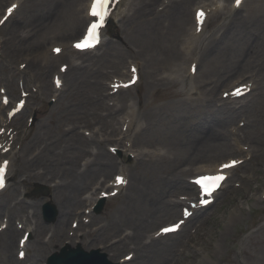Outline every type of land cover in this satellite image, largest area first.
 I'll use <instances>...</instances> for the list:
<instances>
[{"label":"rangeland","instance_id":"1","mask_svg":"<svg viewBox=\"0 0 264 264\" xmlns=\"http://www.w3.org/2000/svg\"><path fill=\"white\" fill-rule=\"evenodd\" d=\"M9 1H0V12ZM83 1L22 0L18 14L0 31V40L9 42L7 45L1 42L0 47V87L7 89L13 101L20 97L22 84L31 93L26 109L10 124L14 127L15 162L11 165L9 187L0 193V201L7 207L0 223L10 217L15 227L18 222L24 223V228L39 225L37 230L33 229L26 259L20 260L17 254L18 240L24 231L20 230L12 249L15 262H8L0 247V264H31L37 241L43 244L38 264H46L48 257L67 241L74 243L75 248L81 242L87 251L100 248L109 259L121 264H264V7L261 5L264 0H247L238 13L226 15V12L213 17L205 41L194 49L200 54V69L198 76L191 80L177 75L174 69L185 65L181 48H184L191 18L151 22L154 24L151 32L142 30L148 34L144 36L140 31L126 28L130 21L125 15L134 3L119 11L97 53L73 54L74 60L85 61V66L89 57L104 54L98 67L87 66L93 70H87V80L81 87L70 86L72 77L68 72L65 84L56 90L53 74L57 63L54 68L34 70L27 61V67L23 68L26 74L22 73L21 64L29 53L42 54L50 50L53 39L67 40L81 33L85 22L77 27L67 23L74 20ZM194 2L197 0H187L184 4L191 7ZM161 3L155 4L156 7ZM142 20L136 23L137 27L147 22ZM10 28L28 35L27 39L17 36L13 40ZM36 31L39 34L30 39ZM224 49L228 53L221 54ZM218 53L222 55L221 61L215 66L212 59ZM63 59L71 65L66 55ZM136 60L142 66L141 81L106 99L117 69L128 72L129 61ZM251 68L258 72L253 93L234 103L222 100L223 89ZM193 87L200 89L201 94L195 95ZM115 100H120L124 108L127 104L134 106L136 111L137 127L134 124L122 139L125 133L121 130V118L127 109L113 115L107 105ZM240 105L243 108L238 112L229 108L237 110L236 106ZM6 111L7 108L0 111V123L6 118ZM245 118L246 124L238 136L241 143L250 147L251 158H246L234 170L212 207L199 212L178 234L152 239L159 227L180 217L184 202L180 205L176 200L190 195L187 179L195 173L196 166L244 156V151L233 142L230 126L239 125ZM211 124L214 133L212 139L207 138L209 147L191 152L195 139ZM126 137L135 151L131 152L136 154L134 158L127 151L121 155L110 151L111 145L123 150L124 143L117 140L123 141ZM43 143L52 149L51 154L46 156L45 148L34 156L31 152ZM105 155L113 157L111 167L100 165L107 160ZM51 158L56 161L53 168L47 167ZM89 158H95V165L79 193L90 186L84 196H95L122 169L126 170L129 182L123 192L105 201L101 212L92 209V214L86 213L91 208L90 201L73 205L71 209H76L66 219L64 235L61 238L53 235L52 239L58 220L56 204L61 206L65 185L70 180L64 169L66 166L84 168L83 162ZM187 167L189 171H185ZM42 170L46 178L37 176ZM95 178L106 179L104 187L98 182L92 183ZM59 181L65 185L55 187ZM53 198L55 209L49 207L48 220L44 209ZM4 213L6 217H2ZM32 214L35 215L32 217ZM86 217L90 221H85ZM74 221H79L76 228ZM91 229L94 233L88 235ZM125 236L128 238L120 241ZM130 252L135 256L127 261L125 256Z\"/></svg>","mask_w":264,"mask_h":264},{"label":"bare ground","instance_id":"2","mask_svg":"<svg viewBox=\"0 0 264 264\" xmlns=\"http://www.w3.org/2000/svg\"><path fill=\"white\" fill-rule=\"evenodd\" d=\"M159 1H162L163 4L165 5L162 10H159L158 9V6L156 7V5H157V3ZM184 1H187V0H139V1H136V2H135V0H124L123 1V4H121V6L119 4V6L117 8L118 9L117 12L124 11L123 10L124 8H127V6L129 7L130 5H132L134 3V6H133L132 10L130 12H128L125 16L128 17L129 18L128 21H130V24H127L126 25V28L127 27L132 28V29H134L136 31V33L137 32L139 33V31H140V33H142V30L150 31V29L154 25V24L152 25L151 22L152 23H158V20H161V19L170 20V21L173 20L174 22L180 21L183 18L190 19V18H192L190 16V12L193 10V7L195 5H197L195 7V10L198 7H208V8H210V14L216 13L214 16H216L218 14H221V13L222 14L226 13L224 11L226 9V7L223 8V11H222V10H220L221 8L219 6V4L221 3V1H223V0H199L198 3H195L194 2L193 5H191V7H189L187 4H184ZM244 2L246 4L247 0H245ZM245 4H244V6H245ZM261 5H262V7H264V4H261ZM21 7L22 6H20L19 9ZM228 9L229 10H228V12H227L226 15H231V14H233L234 9H236V8H234V6L232 5V7L228 8ZM79 10H78V12L77 11L75 12L77 14H76L74 20L72 19V21L70 23H67V24H69V25H72L73 24V26H75V24H76V27H77V26L81 25L85 21V19H87L86 14L83 13V8H80ZM54 18L55 17H53V19ZM141 18L143 19L142 22H144V21H147V22H144L139 27H137V24L136 23L137 22L139 23V19H141ZM193 18H195V15L193 16ZM60 22H62V21L59 20L57 23L59 24ZM188 24H190V23H188ZM9 31L12 33V35H14V36H12V39L13 40L14 39H17V36L20 37V38H26L28 36V35H23V34L17 33V30H15V28H12V29L10 28ZM146 31H143V33L141 35H144V34L145 35H148ZM191 31H192V29H191ZM38 34L39 33L37 31L34 32L30 36V39H32V40L35 39V36L38 35ZM204 36H205V34H203L202 37H201V39H200L201 40V43L205 41V38L206 37H204ZM196 37H197V35H194V34H190L189 33V38L190 39L188 40V44H190L192 42L191 40H193ZM63 40L65 41V43H64L63 50L60 52V54H54L53 52L50 53V51L43 52L42 54H40V53H34V54L29 53L25 57L26 60H24V62H27L28 61L30 69L32 67H34L33 68L34 70H36V69L42 70V69H39L41 67H46V68L50 69V68H54L56 66V62L61 61V60H64L63 58H65V55H66V57L68 58V60L71 62V68H70V71H68L69 72L68 75L70 74V76L72 77L70 86H74V87H77L78 86V87H81V85L87 80V79L85 80V77H86L85 73L87 72V70H89L90 72H92V70H93L92 68H89L87 66H91L92 65V66L98 67L100 65V63L102 62L103 58H104V54H102V55H96L95 57H89V59H88L89 60V63L85 66V61L79 62L77 60H74L73 54L76 51H74V49L71 47L72 41H71V43H68L69 41H66V38H63ZM3 43H6V45H7V43H9V42L6 39V40H4ZM55 45H53V46H55ZM4 46H5V44H4ZM28 50H30V49H28ZM72 51H73V53H72ZM227 51H228L227 49L226 50L224 49V52L221 53V54L228 53ZM33 52H35V51H33ZM67 53H68V55H67ZM76 53H81V52H76ZM221 56L222 55H220L219 53H218V55H214V57L212 59L213 60V65L216 66V64L220 63V61H221L220 60L221 59L220 57ZM81 58H83V56ZM224 59H229V61L231 60L228 57H225ZM84 66H85V69H83ZM183 71L184 70L182 68H180L177 71V73H179L180 75L186 74ZM119 72H120V69H117L116 74H118ZM180 72H182V73H180ZM115 76L116 77H119L118 75H115ZM120 77L123 78L122 76H120ZM250 77L251 78L249 79V81H254L255 82L254 76H250ZM127 80L128 79L123 80L122 82H125ZM95 85L97 86L98 83H96ZM127 117H128V122H129L128 124L131 125L132 122H133V116L131 114H127ZM6 121L7 120L3 119V125L2 126L5 125V122ZM125 121H126V119H124V123H125ZM213 128H214V126L211 124L207 128V131H204L203 134H201V135H203L204 138L200 135V136H198L195 139L194 145H191V148H190V151L191 152H193V151L194 152L201 151V150H204V149H206V148L209 147V145L206 142H208L210 139H212V136L211 135H213V133H214L212 131ZM4 136H6V135H4ZM207 138H210V139L207 140ZM119 142H121V140ZM0 143H3V140H0ZM7 146H8V144H5L4 145V147H7ZM45 148H46V144H44V143L43 144H40V145L36 146L35 152H31V153L32 154L34 153V156H38V155H40V153L44 152V149ZM73 148H74V146L72 145L70 149L73 150ZM124 148L126 150H128V151H132V148L131 147L128 148V149L126 147H124ZM45 150H46V156H48L52 152V149L50 148V150H49L48 147ZM105 157L107 158V160L104 161V162H102L100 165L103 166L104 168L111 167V164L113 163V161H112V158L113 157L112 156L111 157H107L106 155H105ZM9 161L11 162V165H12L15 162V156L12 157V158H10ZM49 163H50V166L47 165V167H52L53 168L54 165H56V161L53 162L52 161V158L50 159ZM93 165H95V162L93 163L92 161H90L89 164H87V163L84 164V168H81V167H78V166L77 167L66 166L65 169H64L67 172L66 178H70V180L67 181L66 185H65V183H61L60 181L55 184V187H58L59 184L65 185L66 191H65L64 197H63L64 200L60 203L61 206L58 203L56 204L57 205V209H58V216H57L58 217V220H57L56 225L54 227V231L52 232L51 238L53 237V235L55 237H57V238H61L64 235L65 225H66V219H67L68 215H70L71 213H73V211L76 209V208L74 210L71 209V207L73 205L77 204L80 201H82L83 203L84 202L87 203L88 201H90V196H84V191H87V189L90 186L87 187V188H85L80 193L78 191L82 187H84V185H86L88 179L91 177V170H92V166ZM203 166L206 167L205 165H203ZM9 167H10V165H9ZM47 170H49V169H47ZM208 172H212V171H208ZM122 174L125 175V181H126V177H127L126 171H123ZM45 175H46L45 174V170H42V171H38L37 172V176L39 178L40 177L46 178V177H44ZM52 177H54V175L51 176V178ZM96 178H95V180L92 183L98 182L101 185H104L105 184V180L104 179H99L97 181ZM115 185L118 186V184H116V183H115ZM101 187H103V186H101ZM173 187H177V184H174ZM188 188L191 189L189 186H188ZM45 192H47V190ZM77 192H78L79 195L77 194ZM191 192H192V190H191ZM98 198H99V196H97L95 198H92L91 197V202L94 203ZM53 199H54V201L51 200V202H52V204H55L56 203L55 198H53ZM148 200H150V198ZM4 203L5 202L0 201V216L4 212V209L7 208V207L4 208V205H5ZM151 203H152V200H151ZM176 203L178 204V203H180V201L179 200H176ZM34 215L35 214H32V217ZM3 216L6 217L7 214L4 213L2 215V217ZM24 220L27 222L28 219H24ZM4 223H6V222L5 221H2L0 223V226L3 225ZM35 227L36 228L27 227L25 230L26 231H32V232H34V230H37L39 228V225L36 223V226ZM19 232H20V229L14 226V222L9 217L8 218V226H7V228L4 229V230H2V232L0 233V247L2 248L3 255L6 256V258L8 259V262H10V263H11V261L15 262L13 260L14 255L12 256V249H13V245H15L16 235ZM93 233H94V231L92 229L88 231V235L93 234ZM86 237L87 236L85 235L84 238H86ZM127 238H128V236H125L120 241H124ZM71 239H74V237L71 238ZM56 240H59V239H56ZM29 242H30V239L28 241V244H29ZM47 242H49V241H47ZM52 242H53V240H52ZM134 243H137V242L134 241ZM71 244L74 245V243H71ZM115 244H116V242L115 243H112V246L115 245ZM42 245H41V243H39V241H37L36 248L34 249V251L35 250L36 251L33 253V258H31L32 259V263L31 264H38L39 263V259H40L39 258V253L42 250Z\"/></svg>","mask_w":264,"mask_h":264},{"label":"snow or ice","instance_id":"3","mask_svg":"<svg viewBox=\"0 0 264 264\" xmlns=\"http://www.w3.org/2000/svg\"><path fill=\"white\" fill-rule=\"evenodd\" d=\"M111 3V0H93V3L91 5V15L93 17H98L99 18V21L97 23H93L91 25V28H90V33L96 37L98 39V30L103 26L104 24V21H105V18L106 16L108 15V12H107V9H106V6L109 5ZM241 3V0H236V5L239 6ZM16 6L13 5V7L9 8L8 9V13L11 14V12L13 11V9L15 8ZM205 13L201 10L197 13V16L198 17H202L204 16ZM77 48H81L82 45L81 44H76L75 45ZM91 46V45H89ZM55 51L57 53H59L60 49L57 48L55 49ZM23 67V65H22ZM136 70L133 69V72H135ZM193 71H195V69H193ZM7 162H5V165H6ZM241 163L240 161H236V160H232L228 163H225L223 165H221V171L225 170V169H231V168H234L237 164ZM208 179H211L212 180V183L209 184V183H206L204 180H199L197 181V183L201 184L203 189L205 190L206 194L207 195H211L212 192L217 189L219 186H220V182L224 181L225 179H227V177L225 175H216L215 177H212V178H208ZM117 181L119 183H126V181L124 180L123 177H117ZM4 186V181H3V168H0V188H2ZM187 211H185V215H187ZM179 224H175L173 225L171 228H164L162 229V231L164 233H168V232H172V231H176L178 228H179ZM24 254L21 253V256H23Z\"/></svg>","mask_w":264,"mask_h":264},{"label":"water","instance_id":"4","mask_svg":"<svg viewBox=\"0 0 264 264\" xmlns=\"http://www.w3.org/2000/svg\"><path fill=\"white\" fill-rule=\"evenodd\" d=\"M50 206L55 209V206L50 203L45 206V212L48 213ZM49 264H117L109 261L105 253L99 250L85 251L81 247L68 250L64 248L60 253H55L49 258Z\"/></svg>","mask_w":264,"mask_h":264}]
</instances>
